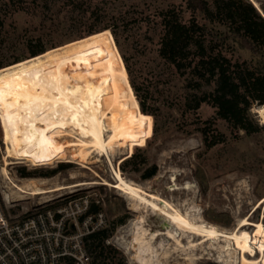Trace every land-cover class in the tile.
<instances>
[{
	"label": "rangeland",
	"instance_id": "rangeland-1",
	"mask_svg": "<svg viewBox=\"0 0 264 264\" xmlns=\"http://www.w3.org/2000/svg\"><path fill=\"white\" fill-rule=\"evenodd\" d=\"M243 1L264 15V0ZM206 2L209 9L215 10L216 0ZM188 3L189 0H0V68L32 57V50L81 42L83 50L90 49L96 62L103 58L110 82L107 99L127 112L131 153L136 150L140 154L128 159L127 164L123 160L119 163L131 155L126 157V140L119 135L109 137L108 155L86 151L82 163L71 158L37 166L24 160L17 162L8 157V130L0 122V205L7 217H21L73 197L98 201L111 230L104 240L105 263L136 264L132 259L134 252L128 248L132 247L131 232L140 217L146 219L143 224L150 232L166 231L167 221L143 205L133 210L132 201L110 185L114 183L116 168L125 180L142 185L148 193L182 208L183 213L195 211L191 214L200 215L220 229L232 230L245 216L264 225V203L259 204L264 196V128L246 134L216 117V108L210 102L192 108L197 97L214 89V83L198 88L193 61L179 71L161 57L163 17L176 15L185 23L194 20L199 25L194 27V39L200 36L207 53L221 51L232 64L253 67L263 56L242 48V38L232 33L228 22L209 21L202 12H193ZM90 27L101 30L96 32L99 40L95 33L85 36ZM104 27L108 28L102 30ZM188 49L189 60L197 48L191 43ZM138 99L143 101L142 107ZM259 106L254 102L248 114L264 127L255 114ZM119 121L118 132L124 137V114ZM203 133L219 134L220 142L206 147ZM67 137H58L62 149L77 150L76 138ZM134 139L137 143L133 144ZM7 160L13 162L6 165ZM154 165L155 174L142 178ZM21 169L32 177H20ZM53 169L57 171L52 176H42ZM29 179L35 180L32 185L41 193H15L12 182L26 187L23 183ZM120 218L123 223L118 222ZM252 230L253 227L248 228L249 232ZM174 234L180 236L176 230ZM155 241V245L162 241L171 250L169 255H161L162 264H220L214 251H177L174 240L166 235ZM182 244L186 246L184 239ZM189 255L196 259H185Z\"/></svg>",
	"mask_w": 264,
	"mask_h": 264
},
{
	"label": "bare ground",
	"instance_id": "bare-ground-1",
	"mask_svg": "<svg viewBox=\"0 0 264 264\" xmlns=\"http://www.w3.org/2000/svg\"><path fill=\"white\" fill-rule=\"evenodd\" d=\"M107 88L105 81L90 74L88 57L79 41L47 49L0 68V122L8 130V157L35 166L69 158L82 163L86 151L108 155L109 137L119 135L126 140V157L129 156L132 151L129 116L120 107L108 106ZM121 114L126 118L127 135L124 137L118 132ZM255 114L264 125V104L255 109ZM63 135L75 137L78 149L64 151L58 140ZM12 162L7 160L6 165ZM113 174L114 183L110 185L132 201L133 210L143 205L167 221L166 231L150 232L143 224L146 219L140 217L131 232L132 247L128 248L134 252L132 259L136 264H162L161 255H169L171 250L162 241L155 245L160 235L173 239L177 251L178 248L199 250L202 254L214 251L215 260L220 264H264L262 222H253L245 216L232 230L220 229L200 215L191 214L195 211L183 213L182 208L179 210L169 201L148 193L142 185L125 180L119 169L114 168ZM32 181L35 180H26L23 183L26 187L12 182V188L23 195L41 193ZM249 227H253L250 232ZM175 230L180 236H175ZM185 259L196 257L189 255Z\"/></svg>",
	"mask_w": 264,
	"mask_h": 264
},
{
	"label": "trees",
	"instance_id": "trees-1",
	"mask_svg": "<svg viewBox=\"0 0 264 264\" xmlns=\"http://www.w3.org/2000/svg\"><path fill=\"white\" fill-rule=\"evenodd\" d=\"M188 4L193 12H202L209 21L217 19L218 21L228 22L232 33L242 38L240 41L241 47L256 54L261 53L262 60L253 67H247L237 63L232 64L221 51L207 53L205 46L202 44L203 41L199 40L200 36L198 39H194V29L199 28V25L194 20L188 23L182 22L176 15L171 17L165 15L163 17L164 34L161 38L159 54L179 71L193 61V74L197 79L196 85L198 88L203 84L210 85L214 83V89L197 97L192 108H198L202 102H210L216 108V117L225 120L233 129L242 130L246 134L263 129V126H260L256 120L249 116L248 111L254 102L256 105L264 104V18L256 7L243 0H216L215 10L209 9L206 0H189ZM107 28L104 27L102 30ZM99 31H95L93 27H90L86 29L85 36L95 33L94 37L99 40L100 35L96 34ZM191 43L196 46L197 51H195V56L188 60V46ZM43 52L44 50L40 48L32 50L31 54L33 57ZM86 53L89 55L88 68L90 74L105 81L109 88L110 82L104 68L103 58L100 62H96L90 49H86ZM125 68L128 69L127 66ZM131 86L135 95L139 97L132 83ZM107 91L110 93V90ZM138 100L142 107L143 101ZM107 104L110 107H117V103L109 98ZM142 110L144 111L143 108ZM219 136V134L209 136L203 133L205 146L210 148L219 143ZM132 143L137 142L134 139ZM137 155L140 154L135 150L122 162L127 164L129 163L128 159ZM61 166L65 165L61 164ZM121 169H123L122 165ZM56 171V169H53L50 174H43L42 176H52ZM155 171L156 167L154 165L142 175V178H150L155 174ZM18 175L20 177H32L31 173L26 172L24 169L19 170ZM92 209H98V206L93 204ZM118 222L123 223L124 219L120 218ZM110 232L111 230L107 227L87 237L86 247L88 252L94 256L92 258L93 264H106L105 257H103L104 240L110 236ZM94 242L96 243L94 244ZM96 248H99V251L96 252ZM98 258L99 261L97 262ZM116 264L124 263L118 261Z\"/></svg>",
	"mask_w": 264,
	"mask_h": 264
},
{
	"label": "built area",
	"instance_id": "built-area-1",
	"mask_svg": "<svg viewBox=\"0 0 264 264\" xmlns=\"http://www.w3.org/2000/svg\"><path fill=\"white\" fill-rule=\"evenodd\" d=\"M107 227L99 202L84 196L16 218L0 205V264H93L86 239Z\"/></svg>",
	"mask_w": 264,
	"mask_h": 264
},
{
	"label": "water",
	"instance_id": "water-1",
	"mask_svg": "<svg viewBox=\"0 0 264 264\" xmlns=\"http://www.w3.org/2000/svg\"><path fill=\"white\" fill-rule=\"evenodd\" d=\"M260 14L262 15V17L264 18V15L260 12Z\"/></svg>",
	"mask_w": 264,
	"mask_h": 264
}]
</instances>
